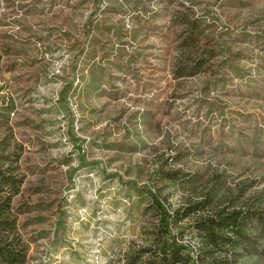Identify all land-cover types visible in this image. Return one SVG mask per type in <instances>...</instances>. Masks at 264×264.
Here are the masks:
<instances>
[{
  "label": "rangeland",
  "instance_id": "obj_1",
  "mask_svg": "<svg viewBox=\"0 0 264 264\" xmlns=\"http://www.w3.org/2000/svg\"><path fill=\"white\" fill-rule=\"evenodd\" d=\"M240 208L264 217V0H0L16 264H207L193 223ZM249 228L233 264H264Z\"/></svg>",
  "mask_w": 264,
  "mask_h": 264
},
{
  "label": "trees",
  "instance_id": "obj_2",
  "mask_svg": "<svg viewBox=\"0 0 264 264\" xmlns=\"http://www.w3.org/2000/svg\"><path fill=\"white\" fill-rule=\"evenodd\" d=\"M6 180V179H4ZM156 206L161 213L162 229L165 232L164 245L166 252L176 262L180 260H189L188 255H184L182 250L186 247H179L167 229L165 218L169 217L168 213L161 203L154 199ZM258 215V216H257ZM253 220L264 229V217L257 212H250L245 209L220 210L212 215L200 218L193 223L194 229L198 232L201 241V253L209 258V261H203L199 254L198 258L207 264H233L235 260L243 256L255 255L252 247V234L249 223ZM11 230L13 225L11 224ZM0 231L5 232L6 227L0 221ZM12 244L2 245L0 243V259L11 264L18 262V252L14 250Z\"/></svg>",
  "mask_w": 264,
  "mask_h": 264
}]
</instances>
